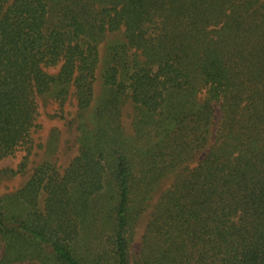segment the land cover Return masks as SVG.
Wrapping results in <instances>:
<instances>
[{
  "label": "trees",
  "instance_id": "16d2710c",
  "mask_svg": "<svg viewBox=\"0 0 264 264\" xmlns=\"http://www.w3.org/2000/svg\"><path fill=\"white\" fill-rule=\"evenodd\" d=\"M71 90L93 122L0 196V264H264V0H0V162Z\"/></svg>",
  "mask_w": 264,
  "mask_h": 264
},
{
  "label": "rangeland",
  "instance_id": "374dc122",
  "mask_svg": "<svg viewBox=\"0 0 264 264\" xmlns=\"http://www.w3.org/2000/svg\"><path fill=\"white\" fill-rule=\"evenodd\" d=\"M117 36V34H110L99 46L101 62L96 71L94 83L95 104L98 103V98L104 95L102 74L106 47ZM57 69H49V72L55 73ZM216 109L217 117L220 118L221 110L219 105H217ZM132 111V105L130 101H127L124 105L122 121L126 132L129 134L133 133L132 116H130ZM93 113L91 111L82 114V116L80 115L74 100L73 90H71V94L64 105H61V102L54 95L39 96L36 126L32 130L29 144L19 148L12 156L0 162V196L14 193L22 188L31 177L34 169L45 162L51 163L60 170L66 168L79 153L81 136L79 124L81 121L92 124ZM22 166L23 169L20 171ZM13 171L14 173H12ZM172 181L173 177H168L162 181L160 187L151 197V207L139 219L132 245L133 254L139 249L141 236L152 206L157 202L161 192Z\"/></svg>",
  "mask_w": 264,
  "mask_h": 264
}]
</instances>
